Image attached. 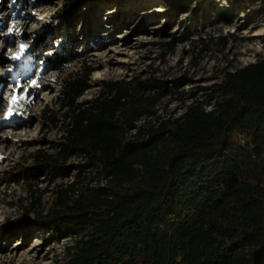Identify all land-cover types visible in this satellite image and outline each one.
Masks as SVG:
<instances>
[{
	"label": "trees",
	"instance_id": "1",
	"mask_svg": "<svg viewBox=\"0 0 264 264\" xmlns=\"http://www.w3.org/2000/svg\"><path fill=\"white\" fill-rule=\"evenodd\" d=\"M225 1L246 9L244 0ZM255 2L264 21V0ZM69 8L55 18L58 36L73 27ZM71 57L64 50L48 61ZM90 72L64 80L61 136L14 180L55 184L75 171L36 217L70 240L54 264H264V56L224 70L170 118L158 109L184 93L178 84L106 81L77 103Z\"/></svg>",
	"mask_w": 264,
	"mask_h": 264
},
{
	"label": "rangeland",
	"instance_id": "2",
	"mask_svg": "<svg viewBox=\"0 0 264 264\" xmlns=\"http://www.w3.org/2000/svg\"><path fill=\"white\" fill-rule=\"evenodd\" d=\"M244 2L245 10L225 0H0V264H54L70 243L36 217L52 207L55 185L68 184L75 171L55 184L14 181L37 150L50 151L61 136L64 80L91 71V88L77 103L92 101L106 81L178 84L184 93L158 109L162 117L178 116L201 97L200 88L220 83L224 70L264 56V21L253 13L255 0ZM67 5L76 11L73 27L58 36L55 18ZM64 50L71 59L50 64L48 57ZM44 110L55 116L52 125Z\"/></svg>",
	"mask_w": 264,
	"mask_h": 264
},
{
	"label": "snow or ice",
	"instance_id": "3",
	"mask_svg": "<svg viewBox=\"0 0 264 264\" xmlns=\"http://www.w3.org/2000/svg\"><path fill=\"white\" fill-rule=\"evenodd\" d=\"M24 45H21V52L23 51V49H24ZM33 85H35V81H33ZM21 99L23 98V97H20ZM16 97L14 96L13 97V99H12V103L13 104H15L16 103ZM12 115V109L11 108H9V110H8V112L6 113V118H7V116H11Z\"/></svg>",
	"mask_w": 264,
	"mask_h": 264
},
{
	"label": "bare ground",
	"instance_id": "4",
	"mask_svg": "<svg viewBox=\"0 0 264 264\" xmlns=\"http://www.w3.org/2000/svg\"><path fill=\"white\" fill-rule=\"evenodd\" d=\"M158 11V10H157Z\"/></svg>",
	"mask_w": 264,
	"mask_h": 264
}]
</instances>
